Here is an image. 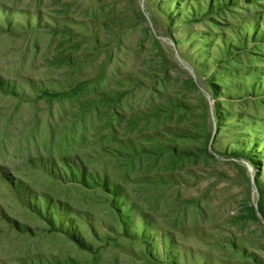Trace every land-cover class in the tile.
Returning <instances> with one entry per match:
<instances>
[{"label":"rangeland","instance_id":"rangeland-1","mask_svg":"<svg viewBox=\"0 0 264 264\" xmlns=\"http://www.w3.org/2000/svg\"><path fill=\"white\" fill-rule=\"evenodd\" d=\"M0 264H264V0H0Z\"/></svg>","mask_w":264,"mask_h":264}]
</instances>
